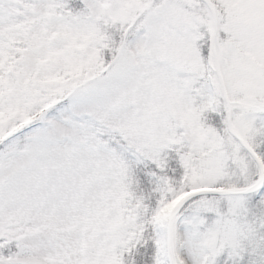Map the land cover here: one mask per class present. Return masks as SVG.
<instances>
[{"label": "snow or ice", "instance_id": "6c2138e0", "mask_svg": "<svg viewBox=\"0 0 264 264\" xmlns=\"http://www.w3.org/2000/svg\"><path fill=\"white\" fill-rule=\"evenodd\" d=\"M0 264H264V0H0Z\"/></svg>", "mask_w": 264, "mask_h": 264}]
</instances>
